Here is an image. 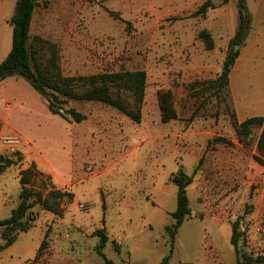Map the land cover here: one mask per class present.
I'll use <instances>...</instances> for the list:
<instances>
[{
    "label": "rangeland",
    "instance_id": "obj_1",
    "mask_svg": "<svg viewBox=\"0 0 264 264\" xmlns=\"http://www.w3.org/2000/svg\"><path fill=\"white\" fill-rule=\"evenodd\" d=\"M205 1L37 0L30 39L34 48V39L46 43L43 60L53 50L64 76L142 70L145 97L140 123L106 105L70 102L86 115L76 124L52 115L26 79L0 81V155L19 160L0 175V221L19 204L20 171L32 165L40 174L35 189L73 194L57 215L36 206L32 228L0 252V264H106L96 251L100 229L108 238L102 253L114 264H160L176 208L171 176L180 166L188 175L198 170L187 188L192 216L177 232L169 264H237L230 244L237 220L240 252L264 256V167L255 160L263 159L261 129L244 138L230 93L200 96L202 86H192L220 74L238 24L236 0H211L214 9L195 15ZM15 3L0 0V63L11 49ZM202 30L213 39L211 51L197 37ZM162 90L173 93L177 113L168 123L161 121Z\"/></svg>",
    "mask_w": 264,
    "mask_h": 264
},
{
    "label": "trees",
    "instance_id": "obj_2",
    "mask_svg": "<svg viewBox=\"0 0 264 264\" xmlns=\"http://www.w3.org/2000/svg\"><path fill=\"white\" fill-rule=\"evenodd\" d=\"M229 1L231 0H220V4H226ZM37 6V0H16L14 14L8 21L12 27L11 49L6 58L0 63V81L12 76L26 79L44 98L49 112L68 123L79 124L86 120L85 114L69 106L70 102L106 105L125 115L133 122L140 123L141 107L146 89V73L142 70H119L105 71L88 76H64L53 50L51 52L52 56L43 60L42 54L46 48V43L43 40L34 39V42L38 44L37 48L32 45L30 30ZM214 8L211 0H207L197 9L195 15L205 16L209 9ZM236 8L238 24L230 41V48L227 50L222 62L221 72L213 80L193 83V88L198 85L202 86L201 89L195 91V95L205 96L207 91L214 96H219L221 93L229 95V74L239 55V49L234 51V48L236 46L240 48L245 44V39L251 27V16L247 10L246 0H236ZM197 37L203 42L206 50H213L214 42L209 32L202 30ZM158 103L162 123H168L177 118L173 104V93L170 90L158 92ZM233 121L239 134L244 138H247L252 130L261 129L256 147L263 159L255 158V160L260 166L264 167L263 117H252L237 123L233 115ZM18 163L19 160L0 155V175L9 167ZM197 168L193 170L191 175H188L184 168L180 166L171 176V183L177 188L176 208L169 214L172 223L165 227L170 242L169 251L160 264H169L177 232L183 223L190 220L192 216L187 188L193 183ZM36 174L40 175L35 171L34 165L31 169L20 171L21 192L19 204L12 210L9 218L0 221L4 241L0 244V252L14 244L17 234L27 233L32 228V224L35 222L33 209L36 206L57 215L56 209L60 202L62 200L69 201L73 198L72 193L51 189L45 195L43 190L35 189L32 186V179ZM239 222L237 220L232 223L230 236V244L238 258L237 264H264V256L252 259L240 252L239 242L243 238V233L239 230ZM95 236L100 240L96 247L97 253L106 264H114L102 253V250L108 244L104 229L96 231ZM46 238L47 233L40 244L39 251L45 246Z\"/></svg>",
    "mask_w": 264,
    "mask_h": 264
},
{
    "label": "crops",
    "instance_id": "obj_3",
    "mask_svg": "<svg viewBox=\"0 0 264 264\" xmlns=\"http://www.w3.org/2000/svg\"><path fill=\"white\" fill-rule=\"evenodd\" d=\"M246 5L251 27L229 74V93L239 123L252 117L264 119V0H246ZM235 32L236 27L232 37Z\"/></svg>",
    "mask_w": 264,
    "mask_h": 264
},
{
    "label": "built area",
    "instance_id": "obj_4",
    "mask_svg": "<svg viewBox=\"0 0 264 264\" xmlns=\"http://www.w3.org/2000/svg\"><path fill=\"white\" fill-rule=\"evenodd\" d=\"M4 140H7V143H11L14 146H18L20 144V140L15 138V137H8L7 136V137L4 138ZM80 208L85 210V212L87 210V209H85L84 205H80Z\"/></svg>",
    "mask_w": 264,
    "mask_h": 264
},
{
    "label": "water",
    "instance_id": "obj_5",
    "mask_svg": "<svg viewBox=\"0 0 264 264\" xmlns=\"http://www.w3.org/2000/svg\"><path fill=\"white\" fill-rule=\"evenodd\" d=\"M239 49V47L238 46H236L235 48H234V51H237Z\"/></svg>",
    "mask_w": 264,
    "mask_h": 264
}]
</instances>
